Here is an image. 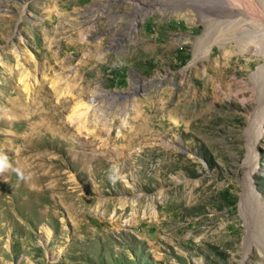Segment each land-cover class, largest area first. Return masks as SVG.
I'll return each mask as SVG.
<instances>
[{"label": "rangeland", "instance_id": "374dc122", "mask_svg": "<svg viewBox=\"0 0 264 264\" xmlns=\"http://www.w3.org/2000/svg\"><path fill=\"white\" fill-rule=\"evenodd\" d=\"M196 1L0 0V264H264V45L197 52ZM70 72L114 92L109 131L31 150Z\"/></svg>", "mask_w": 264, "mask_h": 264}, {"label": "bare ground", "instance_id": "6f19581e", "mask_svg": "<svg viewBox=\"0 0 264 264\" xmlns=\"http://www.w3.org/2000/svg\"><path fill=\"white\" fill-rule=\"evenodd\" d=\"M196 3V5H199V8L201 6L204 12H210L211 15L214 14V16L210 15L207 20V29L204 35L197 38V52H200L201 46L206 39L214 38V36H219L222 45L226 44V39L228 40L231 38L238 39V42L241 43V45L245 43L254 44L255 41L262 44V46L264 45V0H197ZM216 13H220V16L218 17L225 19L221 28L216 27L213 29L211 28L213 26L211 24L216 20ZM233 23L235 26L232 25ZM17 56H20L18 52ZM21 67L22 70L19 71V73L21 72L25 88L28 89L30 84L29 77L31 74L27 68L23 66ZM71 76H73L72 72L65 74L60 79L58 78L57 81H52L51 88H43L41 85V88H43L45 93L42 101L43 111H41V114L45 119L43 122H45L35 127L37 131H34V136L31 140L33 142L34 139H38L40 134L37 132L41 131L44 132L43 135L51 133L52 140L49 139L44 142L42 141L41 143L36 141L35 144L33 143L32 146H30L31 150H37L38 148H57L56 141L61 138L59 133L63 134V136H61L65 142L69 145H75V139L73 136H68V134L74 127L78 131L76 135L82 134L84 130H88L86 123L89 122L99 125V129L105 128L109 131L111 117L107 116V113L102 110L101 106L103 100L108 96L112 97L114 92L97 88L88 89L87 87H82L80 90L76 91L68 85L67 79ZM62 78L65 80L63 85L60 83ZM56 82H59L60 84ZM263 82L261 80L255 82L257 86L255 88H257V91L259 92L258 98L261 105L264 104ZM56 97H58V100L54 101V98ZM261 108L264 109V107ZM261 113H263V111H261ZM261 113H259V127L264 116V114ZM66 117L67 119L65 120ZM177 128L181 131V126L177 125ZM122 158L124 159V165L128 164L130 158H127L126 156ZM50 176V173H41L34 175V179L36 182H41ZM248 187H250V185ZM123 204L124 203L122 202V205Z\"/></svg>", "mask_w": 264, "mask_h": 264}, {"label": "clouds", "instance_id": "9594fccd", "mask_svg": "<svg viewBox=\"0 0 264 264\" xmlns=\"http://www.w3.org/2000/svg\"><path fill=\"white\" fill-rule=\"evenodd\" d=\"M6 160V157L5 158H0V170H3L5 167H7V165L4 163V161ZM19 171V170H17ZM21 178H23V174L21 173Z\"/></svg>", "mask_w": 264, "mask_h": 264}]
</instances>
